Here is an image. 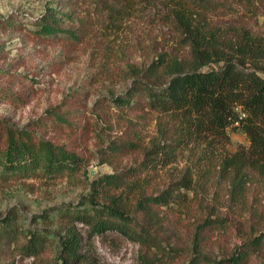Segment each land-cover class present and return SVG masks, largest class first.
I'll list each match as a JSON object with an SVG mask.
<instances>
[{"label":"rangeland","instance_id":"1","mask_svg":"<svg viewBox=\"0 0 264 264\" xmlns=\"http://www.w3.org/2000/svg\"><path fill=\"white\" fill-rule=\"evenodd\" d=\"M214 1L222 2L209 11L220 31L230 35L243 27L264 37V0ZM122 6V0H0V119L80 158L73 173L0 177V264H61L64 205L84 207L100 175L120 173L142 159L140 153L111 157L108 143L132 131L131 118L145 144L156 135L154 116L136 118L103 103L124 92L159 53L180 57L187 47L178 41L170 1L134 0ZM43 21L61 31L42 32ZM76 99L78 123L88 129L82 136L81 128L71 131L48 117L50 109ZM228 135L223 146L194 144L174 162L141 175L146 195L191 177L189 190L181 188L182 196L155 207L153 215L129 212L159 246L111 230L89 235L86 225L74 223L83 258L71 264H231L232 255L242 250L249 254L243 264H264V239L258 248L251 244L264 229V174L249 177L243 202L233 195L231 173L220 162L249 143L240 130L228 129ZM94 201L104 202L99 195ZM206 218H220L221 225L202 229ZM30 229L45 236L46 250L36 256L18 247Z\"/></svg>","mask_w":264,"mask_h":264},{"label":"trees","instance_id":"2","mask_svg":"<svg viewBox=\"0 0 264 264\" xmlns=\"http://www.w3.org/2000/svg\"><path fill=\"white\" fill-rule=\"evenodd\" d=\"M132 1L122 0V7ZM168 1L178 41L187 50L180 57L159 53L142 72H136L124 92L103 103L136 118L154 116L156 135L145 144L142 130L132 128L136 122L131 118L128 126L132 131L122 132V136L108 143L106 149L111 157L140 153L142 159L120 173L100 175L94 182L93 194L85 198L84 207L64 205L60 213L66 217V227L57 252L61 264L80 263L83 258L78 251L81 236L74 223L86 225L89 235L111 230L132 241H150L159 246L148 227L130 218L129 212L140 210L143 216L153 215L155 207L168 205L182 196L181 188L189 190L191 177L182 176L157 194L146 195L141 180L145 178L141 175L156 171L163 163L174 162L180 152L194 144L213 149L228 143V129L245 134L249 144L220 162L222 170L231 173L233 195H240L241 202L249 177L253 173L264 174V37L243 27L230 35L220 31L211 21L209 11L222 2ZM44 22L42 32L61 31ZM219 62L217 66H208ZM66 104L49 110L51 123L71 131L81 128L80 136L84 135L88 129L77 118L76 105L80 101ZM79 167V156L65 146L0 119V177L20 178L38 173L56 177L73 173ZM97 195L104 202L95 203ZM252 208L256 214L257 208ZM220 220L206 218L202 229H218ZM24 235L25 241L18 244L24 253L36 256L46 250L45 236L38 229H30ZM263 239L264 229L252 238V246L260 247ZM246 252L233 254L231 264L245 263L249 255Z\"/></svg>","mask_w":264,"mask_h":264}]
</instances>
